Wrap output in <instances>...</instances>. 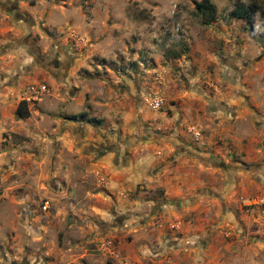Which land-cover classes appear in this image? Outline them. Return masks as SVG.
<instances>
[{
  "label": "crops",
  "instance_id": "0c3cea01",
  "mask_svg": "<svg viewBox=\"0 0 264 264\" xmlns=\"http://www.w3.org/2000/svg\"><path fill=\"white\" fill-rule=\"evenodd\" d=\"M99 1L95 7L112 6ZM12 13L3 32L16 38L24 17ZM177 18L187 51L172 57L147 37L133 42L131 28L122 30L113 16L96 17L94 55L114 66H98L102 76L81 77L86 65L70 39L47 52L28 29L34 61L19 46L3 56L10 63L0 70V129L14 117L21 87L49 88L28 131L45 141L44 150L32 147L50 152L46 163L60 173L52 180L61 195L56 208L77 215L73 227L88 232L64 246L68 264L256 263L252 243L264 227V208L253 205L264 197V45L240 19L196 28L191 16ZM153 95L164 100L158 111L148 106ZM81 113L84 122H76ZM158 217L178 222L179 232L154 226ZM106 237L117 241L110 247Z\"/></svg>",
  "mask_w": 264,
  "mask_h": 264
},
{
  "label": "rangeland",
  "instance_id": "374dc122",
  "mask_svg": "<svg viewBox=\"0 0 264 264\" xmlns=\"http://www.w3.org/2000/svg\"><path fill=\"white\" fill-rule=\"evenodd\" d=\"M111 1L112 6L107 8L95 7L94 3H99V0H0V70L10 63L3 56L14 47H21L22 57L34 61L31 58L34 48L25 38V29L32 31L30 37L34 36L38 49H47V52H50L53 43L59 45L67 38L70 39L69 43L77 46L74 54L79 55L86 65L81 67L80 75L87 79L105 74L98 66L102 69L114 67L111 62L95 56L97 48L90 44L92 32L98 25V16H113L117 21L116 25L121 26L122 30L125 25L127 29L131 28L132 32L126 30L132 35L133 42L137 39L146 41L147 37L148 41L161 45L165 53L172 57L187 51V43L181 37L183 24L178 21L177 14L191 16L189 24L196 28L199 25L207 26L200 23V17L195 9H190L188 1L184 5L179 1L176 3L177 0ZM190 1L193 5L194 0ZM212 1L210 0L216 8L215 21L219 22L218 25L228 22V13L234 3L241 0ZM252 2L262 5L261 10L259 14H255L252 26L244 28L250 32L249 36H258V40L264 45V21L260 23L259 19L264 13V0H248L247 4ZM27 10L35 11L38 21L29 16ZM14 11L15 15L24 17L21 35L16 38L11 33L3 32L6 23L15 20L12 13ZM122 16L132 21V27L121 22L124 20ZM48 22L51 29L46 25ZM99 25L103 27L106 24L99 22ZM70 33H74L78 39L68 36ZM25 86L21 87L20 97H14L18 103L24 100ZM47 95H40V100H24L29 117L41 110ZM29 117L20 119L14 114L6 126H3L5 130L0 129V264H68L64 246L82 239L88 232L73 227V220L81 221L77 215L61 205L57 207L59 209L56 208L61 195L55 192L52 180H56L60 173H57V168L52 169L46 163L50 152L35 151L32 147V144L38 143L44 150L45 141L30 136ZM45 201L48 202V208L43 211L41 206ZM260 229L262 230L256 233L252 243L255 264H264V227ZM102 241L113 243L117 241V237H106Z\"/></svg>",
  "mask_w": 264,
  "mask_h": 264
},
{
  "label": "trees",
  "instance_id": "16d2710c",
  "mask_svg": "<svg viewBox=\"0 0 264 264\" xmlns=\"http://www.w3.org/2000/svg\"><path fill=\"white\" fill-rule=\"evenodd\" d=\"M193 6L196 14L200 17V23L202 25H209L214 22L216 19V8L210 2V0H201L199 2H193ZM260 4L255 2L244 4L241 1L235 2L232 9L228 13L229 19H240L245 22V25L248 27L252 26V21L255 14H259L261 10ZM262 18H264V13H262ZM15 116L17 118L23 119L29 117V110L27 108V103L22 100L18 103ZM81 119H85V115L81 114L78 116ZM88 123H93V120H88Z\"/></svg>",
  "mask_w": 264,
  "mask_h": 264
},
{
  "label": "built area",
  "instance_id": "2783aa9c",
  "mask_svg": "<svg viewBox=\"0 0 264 264\" xmlns=\"http://www.w3.org/2000/svg\"><path fill=\"white\" fill-rule=\"evenodd\" d=\"M44 93L48 94L49 93V88L46 84H29L26 85L23 89V94L25 97L23 98L25 101H35V100H40V95H43ZM164 105V100L158 96V95H153L149 97V103L148 106L150 107L151 110L158 111L160 110ZM76 122H84L83 119L76 117L75 118ZM87 121V120H86ZM192 135L194 137H197L199 133L196 130H191ZM253 205L258 206V207H263L264 208V197H258ZM48 208V202L45 201L43 202L41 209L43 211H46ZM154 226L156 227H164L166 228L169 232H179V224L178 222H172V223H165L161 218H156L154 220ZM175 233V234H176ZM174 234V235H175ZM177 237V236H176ZM184 245H193L194 243L191 240H182ZM112 242H108V246L111 247ZM166 264H174L169 258L166 261Z\"/></svg>",
  "mask_w": 264,
  "mask_h": 264
}]
</instances>
